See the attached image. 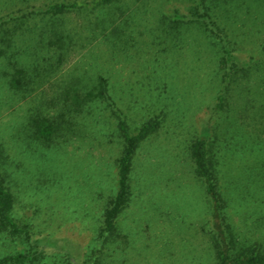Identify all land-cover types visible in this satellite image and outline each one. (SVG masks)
I'll return each instance as SVG.
<instances>
[{"label": "rangeland", "instance_id": "1", "mask_svg": "<svg viewBox=\"0 0 264 264\" xmlns=\"http://www.w3.org/2000/svg\"><path fill=\"white\" fill-rule=\"evenodd\" d=\"M48 1L0 0V14ZM178 1L119 0L106 9L88 5L64 15L70 47L55 73L25 98L5 84L1 71L6 65L0 60L4 168L17 197L13 216L27 220L30 238L39 239L43 256L36 264H67V256L82 262L96 247L105 197L115 188L120 146L113 134L115 119L98 109L84 118L82 133L62 146L28 140L24 122L37 108L41 90L50 97L77 80L90 87L99 74L108 79L110 94L131 129L163 114L162 126L140 144L134 158L132 197L118 217L125 239L103 248L101 263L213 264L209 203L187 149L208 125H216L219 185L228 221L238 240L264 245V72L257 85L249 83L253 89L233 93L230 106L212 109L220 89L215 57L200 35L193 39L190 31L184 32L177 42L169 33V19L161 22L163 15L174 14ZM234 11L229 34L243 53L262 55L264 4L252 2ZM109 17H115L124 36L106 35L113 25L102 21ZM46 20H30L17 42L25 64H43L44 56L55 59L35 37ZM21 248H31L29 240L0 234V256Z\"/></svg>", "mask_w": 264, "mask_h": 264}, {"label": "trees", "instance_id": "2", "mask_svg": "<svg viewBox=\"0 0 264 264\" xmlns=\"http://www.w3.org/2000/svg\"><path fill=\"white\" fill-rule=\"evenodd\" d=\"M118 1L92 0L87 3L80 0H50L39 6L30 3L0 14V60L6 65L1 75L7 87L25 98L41 88L42 83L59 68L72 40L69 30L63 24L64 15L81 11L88 5L106 9ZM178 2L180 6L175 7L174 14L163 15L161 22L165 23L169 19L173 24L169 33H174L177 42L188 31L193 39L198 35L202 37L215 57V74L220 85L212 109L216 111L230 106L233 93L243 95L239 91L253 89L249 83L253 81L257 85L258 77L264 72V38L260 40L258 48L263 54L255 56L243 53L239 41L229 34V28L238 12L234 10L252 2L264 4V0ZM36 16L48 19L43 30L35 34V37L41 48L47 53L53 52L55 59L44 56L46 60L43 64L37 60L25 64L20 57L22 50L17 47V42L26 35V26ZM114 20L115 17H109L102 23L113 25L107 36L120 38L121 34L125 35V30L122 32L117 29ZM68 82L58 87L50 97H46L41 90L38 106L34 113L27 116L24 127L28 131V140H33L39 146L52 147L62 146L76 133H82V121L94 109L109 112V116L115 119L113 134L120 146L114 159L115 188L113 193L105 197L95 235L97 245L82 262H76L74 258L67 256V264H102L103 248L118 239H125V235L120 232L118 217L127 208L132 197L134 158L140 144L162 126L163 114L162 111L156 113L131 129L110 94L109 82L105 76L97 75L90 87L80 86L78 80ZM216 133V125H208L207 130L195 135L187 147L193 173L201 182L209 203V243L214 253L213 264H264V245L259 242L247 244L238 240L225 213L227 200L219 185L220 157L215 148ZM6 157V149L0 144V234L29 240L31 248H21L15 253L0 256V264H36L41 260L43 252L38 248L39 239L30 238L29 222L13 216L17 197L12 189L10 175L4 168Z\"/></svg>", "mask_w": 264, "mask_h": 264}]
</instances>
